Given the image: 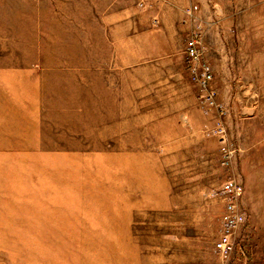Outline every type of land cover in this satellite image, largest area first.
<instances>
[{
    "label": "rangeland",
    "instance_id": "rangeland-1",
    "mask_svg": "<svg viewBox=\"0 0 264 264\" xmlns=\"http://www.w3.org/2000/svg\"><path fill=\"white\" fill-rule=\"evenodd\" d=\"M0 70L55 145L0 149V264H220L212 192L264 157V0H0Z\"/></svg>",
    "mask_w": 264,
    "mask_h": 264
},
{
    "label": "bare ground",
    "instance_id": "bare-ground-1",
    "mask_svg": "<svg viewBox=\"0 0 264 264\" xmlns=\"http://www.w3.org/2000/svg\"><path fill=\"white\" fill-rule=\"evenodd\" d=\"M22 79L21 77L17 79V74L11 70H0V81L4 86H0V149L10 152L23 151L35 157L39 154L35 152L40 148H51L55 145H40L37 136L38 85L29 80L24 84L25 80ZM3 88H7L14 95L11 98L7 97ZM120 258L119 255H114L109 257V261L117 263Z\"/></svg>",
    "mask_w": 264,
    "mask_h": 264
},
{
    "label": "crops",
    "instance_id": "crops-1",
    "mask_svg": "<svg viewBox=\"0 0 264 264\" xmlns=\"http://www.w3.org/2000/svg\"><path fill=\"white\" fill-rule=\"evenodd\" d=\"M171 9L175 15L182 14L175 7ZM239 170L245 185L242 206L247 211V221L239 231L241 244L237 246L232 264H262L264 262V157L239 159ZM243 248L246 250L247 258L240 256V250Z\"/></svg>",
    "mask_w": 264,
    "mask_h": 264
},
{
    "label": "built area",
    "instance_id": "built-area-1",
    "mask_svg": "<svg viewBox=\"0 0 264 264\" xmlns=\"http://www.w3.org/2000/svg\"><path fill=\"white\" fill-rule=\"evenodd\" d=\"M187 53L190 60L198 57L196 40L192 38L187 44ZM212 78L209 67H205L202 71V82L206 84ZM219 133H224L222 127L218 128ZM223 139H225L224 135ZM222 150L225 155L231 157V151L223 146ZM234 159H224L225 162ZM244 193V185L239 179L227 180L218 189L212 192V195H218L224 198V211L221 217V230L218 238L214 242V251L220 258V264H232L234 252L240 242L239 231L246 224L247 211L240 203V199ZM240 254L246 257L245 250L241 249ZM264 264V262L262 263Z\"/></svg>",
    "mask_w": 264,
    "mask_h": 264
}]
</instances>
